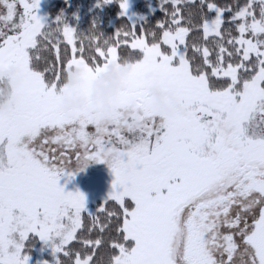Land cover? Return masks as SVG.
<instances>
[{
	"label": "snow or ice",
	"instance_id": "obj_1",
	"mask_svg": "<svg viewBox=\"0 0 264 264\" xmlns=\"http://www.w3.org/2000/svg\"><path fill=\"white\" fill-rule=\"evenodd\" d=\"M39 5L0 0V71L17 69L0 76V264H28L36 237L53 264H264V0H160L161 19L110 37L47 26ZM113 65L128 71L107 122L61 108L70 68L86 94ZM90 163L113 177L94 213L59 183Z\"/></svg>",
	"mask_w": 264,
	"mask_h": 264
},
{
	"label": "rangeland",
	"instance_id": "obj_2",
	"mask_svg": "<svg viewBox=\"0 0 264 264\" xmlns=\"http://www.w3.org/2000/svg\"><path fill=\"white\" fill-rule=\"evenodd\" d=\"M54 1L55 0H40L39 8L36 10L37 15L42 17L43 23L47 26L53 22L57 23L56 19L54 21L50 20L48 15V10ZM156 1L160 0H129L130 6L127 15L123 17L127 18L130 24L138 25L157 9V7L154 6V2ZM67 24L74 28L71 23ZM110 69L119 73V79L116 81L114 93L102 97L101 93L112 86L111 81L104 79ZM127 71L128 67L126 65H113L107 67L105 70L95 75L85 94L79 90L83 83V69L80 67L70 68L68 70L69 78L67 84L64 86L66 91L62 95L61 108L65 111V105H68L69 107L65 112L69 113L80 111L87 107L95 109L98 113L104 103H107L110 108H113V102L124 88ZM16 75L17 69L12 65L6 66L0 71V76L7 78L10 83L14 82ZM145 92L149 96L152 106L161 115H164V109H169L175 104L174 99L170 95L164 93L156 86L148 87L145 89ZM153 93L156 95H153ZM157 96L159 98L158 103ZM0 103H3L7 107L8 112L11 110L14 100L11 96H8L0 100ZM0 112L3 111L0 110ZM112 179L111 172L105 164L90 163L84 171L77 173L74 178L69 179L67 176H62L59 183L63 185L65 191L74 192L79 190L84 193L86 197V211L94 213L110 191ZM28 243L32 245L30 251L26 249L30 256L28 264H37L38 261L44 260H47L49 264H53L51 249L40 241L38 237L33 238Z\"/></svg>",
	"mask_w": 264,
	"mask_h": 264
},
{
	"label": "trees",
	"instance_id": "obj_3",
	"mask_svg": "<svg viewBox=\"0 0 264 264\" xmlns=\"http://www.w3.org/2000/svg\"><path fill=\"white\" fill-rule=\"evenodd\" d=\"M157 9L147 16L145 21L154 24L161 19L160 1L154 2ZM139 11V9H138ZM120 9L117 0L110 4H104L103 0H55L48 10L49 19L54 21L58 16H62L65 23H71L77 33L88 35L90 31H98L105 37L112 36L122 25H131L127 18L120 16ZM56 22L48 26H54ZM67 80L64 86L67 84Z\"/></svg>",
	"mask_w": 264,
	"mask_h": 264
},
{
	"label": "clouds",
	"instance_id": "obj_4",
	"mask_svg": "<svg viewBox=\"0 0 264 264\" xmlns=\"http://www.w3.org/2000/svg\"><path fill=\"white\" fill-rule=\"evenodd\" d=\"M104 79L111 81L112 82V86L109 89L104 90L101 93V96H108L112 93H114L115 89H116V81H118L119 79V73H117L115 70L110 69L109 72L105 75ZM67 80V76L65 77V81ZM153 95H156L155 93H153ZM158 96H157V103H158ZM68 105H65V111H67L68 109ZM0 110H2L4 113H7V107L3 104L0 103ZM112 108H110V106L107 103H104L103 107L99 110L98 115L101 117L102 120H104L105 122H107V118L108 115L112 112ZM175 110V104L169 108V109H164V115H168L171 114L172 111ZM125 113H128V109H125Z\"/></svg>",
	"mask_w": 264,
	"mask_h": 264
}]
</instances>
